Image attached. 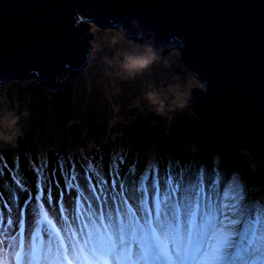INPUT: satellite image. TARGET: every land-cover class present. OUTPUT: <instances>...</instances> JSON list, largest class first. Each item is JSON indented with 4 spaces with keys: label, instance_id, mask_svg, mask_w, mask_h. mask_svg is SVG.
Here are the masks:
<instances>
[{
    "label": "rangeland",
    "instance_id": "1",
    "mask_svg": "<svg viewBox=\"0 0 264 264\" xmlns=\"http://www.w3.org/2000/svg\"><path fill=\"white\" fill-rule=\"evenodd\" d=\"M89 23L91 39L87 62L60 77L57 90L48 92L53 96L51 100L45 98V88L33 76L11 79L10 86H7L8 80L0 83V131L6 134L13 128L19 131L12 143L0 141V197H3L0 208L4 203L19 208L26 198L21 187L35 196L38 191L46 195V186L50 185L56 209L64 205L69 212H74L70 208L73 198L81 194L86 198L89 185L98 189L95 195L99 196L100 184L110 186L117 175L123 178L135 169L136 180L139 182L147 175L144 186L151 189L154 179L163 183L171 169L181 162L189 163L193 155L204 167L201 187L205 202L209 195L205 189L213 194V200L217 195L223 198L226 178L233 175L246 187L251 199L255 190L264 186V162L250 145L225 135L216 125L213 129L206 128L205 121L189 106L161 116L144 99L145 91L159 92L168 86L167 95L161 98L171 103V88L183 89L190 78H197L183 63L179 47L159 55L141 38L121 28H102L94 22ZM114 41L120 45L112 46ZM111 73L116 77L115 83L103 88V81ZM58 102L63 104L58 105ZM14 118L16 123L12 125ZM41 161L45 164L43 180L36 172ZM217 174L215 187L218 190L210 189L209 177ZM73 176H76L73 186L67 187V181ZM40 202L43 203V197ZM89 205L93 207L89 209ZM102 207L101 203L93 201L82 206L81 211H86V223L96 221L100 214L97 210ZM29 212H32L31 205L26 210L27 226L34 225L36 218L34 213L29 217ZM257 212L264 223V205H257L251 216L245 214V223L254 224ZM73 219L75 215L69 217L66 224L59 222L57 226L71 227L73 231L83 227L77 221L73 227ZM244 231L245 228L234 242H237V249L245 247L246 253L248 243ZM16 232L17 227L10 229L11 235ZM257 235L264 236V227ZM41 236L47 244L51 241L55 248L48 231L43 229ZM200 244L201 239L194 237L192 249ZM232 247L233 243L224 250L217 264L228 260ZM258 254L264 253L253 252L251 258ZM252 262L247 261L248 264Z\"/></svg>",
    "mask_w": 264,
    "mask_h": 264
},
{
    "label": "water",
    "instance_id": "2",
    "mask_svg": "<svg viewBox=\"0 0 264 264\" xmlns=\"http://www.w3.org/2000/svg\"><path fill=\"white\" fill-rule=\"evenodd\" d=\"M90 21L159 55L180 43L186 68L207 83L189 107L264 162V0H0V83L33 76L55 92L87 62Z\"/></svg>",
    "mask_w": 264,
    "mask_h": 264
},
{
    "label": "snow or ice",
    "instance_id": "3",
    "mask_svg": "<svg viewBox=\"0 0 264 264\" xmlns=\"http://www.w3.org/2000/svg\"><path fill=\"white\" fill-rule=\"evenodd\" d=\"M91 167L92 164L89 163V168ZM44 170L45 164L41 161L40 166H36V172L41 180L44 179ZM134 171L135 169L130 170L123 178L117 175L110 186L100 184L99 196L95 195L98 189L89 185V195L86 199L92 200L94 204L99 202L103 205V209L107 208L114 213L115 227L109 222L105 223L103 209L97 210L100 213L99 223L97 220L84 223L80 231H73L71 227L67 229L58 227L59 221L50 211L54 205L51 186H46V195L38 191L35 196H32L28 189L21 187L20 191L26 197L22 201L23 204L32 207V212H29L28 216L32 217L34 213L39 218L35 221V231L28 233L32 238V242L28 243L25 239V208L14 209L8 203L2 205L0 237L3 238L0 239V264H160L161 259L166 264H175L172 251L178 256L183 253L181 264H217L227 244L223 236H218L215 243L200 244L193 250V238L190 237L185 241L182 237H177L170 246L167 240L161 239L154 224V219L163 224L170 223L172 218L179 220L189 211L193 217L200 213L204 198L202 197L204 189L201 187L204 167L195 156L193 155L189 163L181 162L171 169L163 183H158L154 179L151 189L144 186V181L148 179L147 175L141 177L138 182L133 174ZM75 179L76 176H73L67 181V187H72V181ZM226 179L224 197L220 198L217 195L213 200V194L209 193L206 197L209 202H218L225 207L231 205L232 209L240 211L242 216L245 214L251 216L257 205H264V186L257 188L250 199V193L237 176L233 175ZM217 180L218 174L216 177H209L210 189L215 188ZM18 183L22 184V181ZM150 194H154V205L151 209L147 207ZM60 195L63 197L64 193ZM42 197L43 203L40 202ZM2 199L3 197H0V200ZM88 207L91 209L93 205ZM4 209H7V212ZM67 210L64 205L57 210V215L63 218L65 224ZM74 212L79 219L80 197L76 199ZM90 215L95 214L90 213ZM256 216L254 224H245L244 235L247 237L249 251L264 253V236L257 235L260 228L264 227V223L261 222L258 212ZM122 217L134 218L138 227L129 225L131 232L127 233ZM141 219L148 221L147 229L140 224ZM41 224H46L55 235V248L51 241L47 246L37 244ZM13 227L19 229L15 235L10 234V229ZM65 232L67 235L64 234Z\"/></svg>",
    "mask_w": 264,
    "mask_h": 264
},
{
    "label": "clouds",
    "instance_id": "4",
    "mask_svg": "<svg viewBox=\"0 0 264 264\" xmlns=\"http://www.w3.org/2000/svg\"><path fill=\"white\" fill-rule=\"evenodd\" d=\"M147 65L146 67H150ZM40 84V83H39ZM41 85V84H40ZM193 90L199 91L202 95L207 92V83L199 80L198 78H190L189 84L183 89H170L173 97L171 103H166L165 98H161L156 91H145L144 99L147 104L153 108V110L161 115L167 116L173 110H183L189 106L192 102ZM12 125H15L16 119L12 120ZM19 135V131L13 128L10 133H4L0 131V141L4 143H12L15 137ZM51 214L57 218V220L63 225L64 220L57 215V209L53 205L50 209ZM105 220L109 222L113 227L116 225V216L111 213L107 208L104 210ZM67 220L69 217L74 216V212H65ZM99 223V217L96 218ZM76 220H72V226L75 227ZM154 224L157 232L162 240H167L171 246L177 237H182L185 241L189 238H200L201 244L210 245L216 242L218 236H223L227 240L225 249L233 243L235 239H238L241 235L242 229L245 228V218L241 215L240 211L232 209L231 205L225 207L218 202H204L201 204L199 215L193 217L190 214L183 215L179 220L172 218L171 222L161 223L154 219ZM143 226L148 228V221L143 220ZM80 231V228L77 229ZM175 264H181L183 253L178 256L175 251L171 252ZM160 264H166L161 259Z\"/></svg>",
    "mask_w": 264,
    "mask_h": 264
},
{
    "label": "bare ground",
    "instance_id": "5",
    "mask_svg": "<svg viewBox=\"0 0 264 264\" xmlns=\"http://www.w3.org/2000/svg\"><path fill=\"white\" fill-rule=\"evenodd\" d=\"M111 44H112V46H117V45H120V42H111ZM115 79H116V77L111 73L109 76H107V79L106 80H104L103 81V84H104V86H103V88H105V86L107 85V84H109L110 85V83H112L113 84V82L115 83ZM6 82H8V84L9 85H7V86H10V85H12L13 83L11 82V81H6ZM168 91H169V87L168 86H166L165 88H162L158 93H159V95L160 96H166L167 95V93H168ZM217 190H218V188L217 187H215ZM209 190L208 189H205V193L206 194H209L210 192H208ZM215 196V195H214ZM202 197H204V195H203V193H202ZM202 202H205V200H204V198L202 199ZM38 244H43V245H45V246H47V243H46V240L44 239V237H40L39 238V240H38Z\"/></svg>",
    "mask_w": 264,
    "mask_h": 264
},
{
    "label": "trees",
    "instance_id": "6",
    "mask_svg": "<svg viewBox=\"0 0 264 264\" xmlns=\"http://www.w3.org/2000/svg\"><path fill=\"white\" fill-rule=\"evenodd\" d=\"M130 35H131V34H130ZM132 36H134V35H132ZM135 37H137V36H135ZM137 38H138V37H137ZM177 46L179 47V46H180V43H178ZM39 85H40V84H39ZM65 85H66V82H65ZM41 87L43 88L44 86L41 85ZM44 88H45V87H44ZM45 92L47 93V95H46V97H45V96H44V97L47 98L48 100H49V99L51 100L53 96L51 95V97H50V94L48 93L49 91H48L46 88H45ZM70 93H71V90H70ZM55 101H56V100H55ZM57 104L60 105V104H63V102H58ZM45 105L47 106V102H46ZM58 107H59V106H58ZM64 111H65V110H64ZM210 124H211V123H210ZM210 124L205 122L203 125L206 126V128H209V129L212 128V129H213V127H215V125H214V124H211V125H210ZM212 126H213V127H212ZM218 128H219V127H218ZM222 132L224 133V131H222ZM224 134H225V133H224ZM236 138H238V137H236ZM238 139H239V140L241 139V140L245 141V143H247V144L249 145V141H248L247 139H245L244 137L239 136ZM249 147H250V146H249ZM71 204H72V202H71Z\"/></svg>",
    "mask_w": 264,
    "mask_h": 264
}]
</instances>
